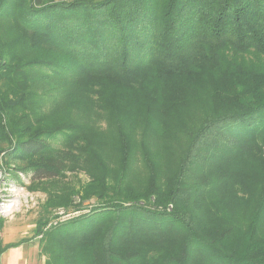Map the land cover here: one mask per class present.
<instances>
[{
    "label": "trees",
    "instance_id": "16d2710c",
    "mask_svg": "<svg viewBox=\"0 0 264 264\" xmlns=\"http://www.w3.org/2000/svg\"><path fill=\"white\" fill-rule=\"evenodd\" d=\"M1 169L44 264H264V0H0Z\"/></svg>",
    "mask_w": 264,
    "mask_h": 264
},
{
    "label": "rangeland",
    "instance_id": "374dc122",
    "mask_svg": "<svg viewBox=\"0 0 264 264\" xmlns=\"http://www.w3.org/2000/svg\"><path fill=\"white\" fill-rule=\"evenodd\" d=\"M46 72V71H44ZM176 162V161H175ZM84 165V164H83ZM14 166V165H12ZM175 167L174 162L169 164L168 171ZM66 182H89L86 172L67 174ZM30 176L18 172L16 176L1 169L0 171V244L4 246L11 242L25 240L22 246L12 248L0 257V264H44L45 256H39L38 239L34 237L36 221L43 216L44 206L48 199L46 187L32 186ZM68 180V181H67ZM65 182V181H63ZM62 189V188H61ZM81 202L76 196L73 197L74 205ZM83 210H70L69 212L57 208L49 215V222L43 228L48 231L62 223L88 213V207L95 204L94 199L81 202Z\"/></svg>",
    "mask_w": 264,
    "mask_h": 264
},
{
    "label": "crops",
    "instance_id": "0c3cea01",
    "mask_svg": "<svg viewBox=\"0 0 264 264\" xmlns=\"http://www.w3.org/2000/svg\"><path fill=\"white\" fill-rule=\"evenodd\" d=\"M15 249H17V248H15Z\"/></svg>",
    "mask_w": 264,
    "mask_h": 264
}]
</instances>
